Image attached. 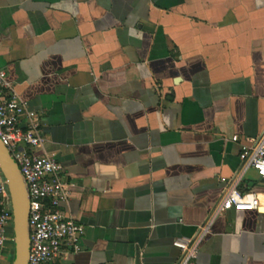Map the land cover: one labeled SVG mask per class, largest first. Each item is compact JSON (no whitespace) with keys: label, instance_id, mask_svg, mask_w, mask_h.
<instances>
[{"label":"crops","instance_id":"1","mask_svg":"<svg viewBox=\"0 0 264 264\" xmlns=\"http://www.w3.org/2000/svg\"><path fill=\"white\" fill-rule=\"evenodd\" d=\"M0 69L73 183L79 249L49 264H178L200 235L194 264H264L240 157L264 131V0H0ZM233 187L258 207L220 211Z\"/></svg>","mask_w":264,"mask_h":264},{"label":"built area","instance_id":"2","mask_svg":"<svg viewBox=\"0 0 264 264\" xmlns=\"http://www.w3.org/2000/svg\"><path fill=\"white\" fill-rule=\"evenodd\" d=\"M25 118V119H24ZM238 141V135H232ZM0 140L17 161L30 195V249L28 264H49L63 251L64 243L79 249L84 227L65 215L62 204L71 195L73 183L64 178L63 166L43 148L39 114L29 109L25 100L13 93L6 71L0 69ZM241 144L240 157L264 181V131ZM259 199L252 192L230 189L221 201L219 210L257 208ZM11 197L0 168V261L9 238L12 223ZM180 237L173 244L181 252L178 264H194L199 242Z\"/></svg>","mask_w":264,"mask_h":264},{"label":"water","instance_id":"3","mask_svg":"<svg viewBox=\"0 0 264 264\" xmlns=\"http://www.w3.org/2000/svg\"><path fill=\"white\" fill-rule=\"evenodd\" d=\"M0 168L6 179L12 207L14 258L12 264H28L30 249V195L17 161L0 140ZM235 211V209H232Z\"/></svg>","mask_w":264,"mask_h":264}]
</instances>
